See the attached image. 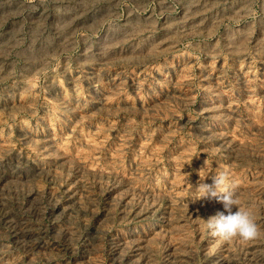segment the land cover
<instances>
[{
    "label": "rangeland",
    "instance_id": "374dc122",
    "mask_svg": "<svg viewBox=\"0 0 264 264\" xmlns=\"http://www.w3.org/2000/svg\"><path fill=\"white\" fill-rule=\"evenodd\" d=\"M220 171L264 229V0H0V264H264Z\"/></svg>",
    "mask_w": 264,
    "mask_h": 264
},
{
    "label": "clouds",
    "instance_id": "9594fccd",
    "mask_svg": "<svg viewBox=\"0 0 264 264\" xmlns=\"http://www.w3.org/2000/svg\"><path fill=\"white\" fill-rule=\"evenodd\" d=\"M208 176L200 177V182L195 188L198 198L193 202L214 199L223 205L224 211H219L205 220L206 229L210 234L225 242H250L264 236V229L257 225L251 211L240 207L236 186L230 182L228 173L220 171L211 175V184L204 182ZM234 206L238 209L235 212Z\"/></svg>",
    "mask_w": 264,
    "mask_h": 264
}]
</instances>
